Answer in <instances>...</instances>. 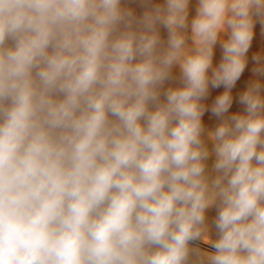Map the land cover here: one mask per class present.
<instances>
[{"label":"clouds","instance_id":"clouds-1","mask_svg":"<svg viewBox=\"0 0 264 264\" xmlns=\"http://www.w3.org/2000/svg\"><path fill=\"white\" fill-rule=\"evenodd\" d=\"M191 2L0 0V264H264V0Z\"/></svg>","mask_w":264,"mask_h":264},{"label":"rangeland","instance_id":"rangeland-1","mask_svg":"<svg viewBox=\"0 0 264 264\" xmlns=\"http://www.w3.org/2000/svg\"><path fill=\"white\" fill-rule=\"evenodd\" d=\"M195 7H196V0H192V2L190 4V14H189L190 15V19H191L192 16L195 15ZM137 11H139V9H137ZM162 35L166 36V32H164V30H162ZM189 43H191V42L189 41ZM258 51H264V36H262L261 33H260V25L259 24H257L256 27H255L254 39H253V42H252V46L249 49V53H248V58H249L248 67L245 69L244 74L242 75L241 79L237 82L236 87L233 89L234 104H233V107L230 109V112H235V111L242 110L241 107L235 103V97H237L239 92L242 91L243 88L246 86L247 80L251 78L250 69L253 66V62L251 60V56L254 53L258 52ZM221 58H222V49H221L220 45L217 44V46L215 47V50H214L213 64L217 65L220 62ZM174 75L179 76L178 70H174ZM223 91H224V89L222 87L219 88V89H211L210 88L209 97L204 102L210 107L212 102L214 101L215 97L217 95L221 94ZM203 120H204L205 124L208 125V126L209 125L213 126L215 124L214 122H216L215 117H212L210 112H207L205 114V116L203 117ZM211 126H209V127H211ZM210 165H211V160L209 161V166ZM214 212H215V210H213V209H210L209 212H208L209 223H211V220L215 216ZM213 232H214V229H213ZM201 246L202 247H207V246H204V245H201ZM208 250L211 251L210 248Z\"/></svg>","mask_w":264,"mask_h":264},{"label":"bare ground","instance_id":"bare-ground-1","mask_svg":"<svg viewBox=\"0 0 264 264\" xmlns=\"http://www.w3.org/2000/svg\"><path fill=\"white\" fill-rule=\"evenodd\" d=\"M216 120V119H215ZM212 121V120H211ZM214 121V120H213ZM214 123H216V122H214ZM209 126H211V125H209ZM214 210V209H213ZM215 213V212H214ZM213 214V213H212ZM214 216V215H213Z\"/></svg>","mask_w":264,"mask_h":264}]
</instances>
